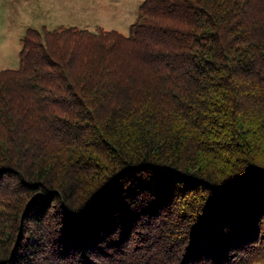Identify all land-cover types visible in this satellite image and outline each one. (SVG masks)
Instances as JSON below:
<instances>
[{"label":"trees","instance_id":"16d2710c","mask_svg":"<svg viewBox=\"0 0 264 264\" xmlns=\"http://www.w3.org/2000/svg\"><path fill=\"white\" fill-rule=\"evenodd\" d=\"M20 41L0 264H264V0H143L127 35Z\"/></svg>","mask_w":264,"mask_h":264},{"label":"rangeland","instance_id":"374dc122","mask_svg":"<svg viewBox=\"0 0 264 264\" xmlns=\"http://www.w3.org/2000/svg\"><path fill=\"white\" fill-rule=\"evenodd\" d=\"M143 0H0V70L19 65L27 28L75 26L127 35Z\"/></svg>","mask_w":264,"mask_h":264}]
</instances>
